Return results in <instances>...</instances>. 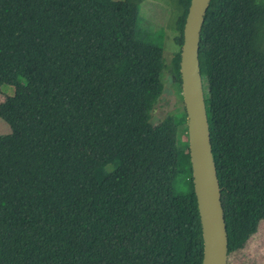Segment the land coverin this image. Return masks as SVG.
I'll return each mask as SVG.
<instances>
[{
	"label": "trees",
	"instance_id": "1",
	"mask_svg": "<svg viewBox=\"0 0 264 264\" xmlns=\"http://www.w3.org/2000/svg\"><path fill=\"white\" fill-rule=\"evenodd\" d=\"M132 0H0V264H202L185 107ZM199 60L228 256L264 221V0H212ZM179 111V110H178Z\"/></svg>",
	"mask_w": 264,
	"mask_h": 264
},
{
	"label": "water",
	"instance_id": "2",
	"mask_svg": "<svg viewBox=\"0 0 264 264\" xmlns=\"http://www.w3.org/2000/svg\"><path fill=\"white\" fill-rule=\"evenodd\" d=\"M211 1L191 0L184 26L180 72L194 190L204 242L202 264H227L228 232L199 60L201 31Z\"/></svg>",
	"mask_w": 264,
	"mask_h": 264
},
{
	"label": "rangeland",
	"instance_id": "3",
	"mask_svg": "<svg viewBox=\"0 0 264 264\" xmlns=\"http://www.w3.org/2000/svg\"><path fill=\"white\" fill-rule=\"evenodd\" d=\"M132 1L137 3L140 8L139 23L146 26L148 29H156L163 32L164 59L166 64L170 66L176 52L180 50L179 45L174 41L176 34V29L174 27L180 12V6L176 0ZM1 91L0 103H2L7 96L15 93V86L4 84L1 87ZM182 98L183 100L173 83L171 69L166 68L164 74V91L155 105L152 121H161L168 114L174 112L181 113L183 107H185L183 95ZM11 131V125L0 116V135L9 134ZM227 264H264V221H260L257 232L250 237L244 248L228 256Z\"/></svg>",
	"mask_w": 264,
	"mask_h": 264
}]
</instances>
